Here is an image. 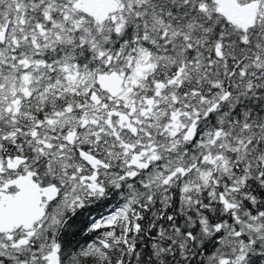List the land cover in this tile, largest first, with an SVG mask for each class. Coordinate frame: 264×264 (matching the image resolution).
Masks as SVG:
<instances>
[{"label":"snow or ice","instance_id":"6c2138e0","mask_svg":"<svg viewBox=\"0 0 264 264\" xmlns=\"http://www.w3.org/2000/svg\"><path fill=\"white\" fill-rule=\"evenodd\" d=\"M0 264H264V0H0Z\"/></svg>","mask_w":264,"mask_h":264}]
</instances>
